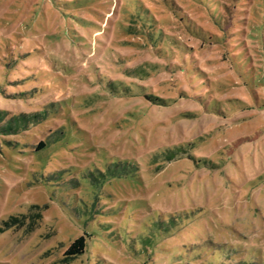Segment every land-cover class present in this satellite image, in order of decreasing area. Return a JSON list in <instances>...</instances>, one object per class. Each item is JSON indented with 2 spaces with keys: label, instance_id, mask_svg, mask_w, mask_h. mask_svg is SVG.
<instances>
[{
  "label": "rangeland",
  "instance_id": "obj_1",
  "mask_svg": "<svg viewBox=\"0 0 264 264\" xmlns=\"http://www.w3.org/2000/svg\"><path fill=\"white\" fill-rule=\"evenodd\" d=\"M165 1L0 0V264H264V0Z\"/></svg>",
  "mask_w": 264,
  "mask_h": 264
},
{
  "label": "trees",
  "instance_id": "obj_2",
  "mask_svg": "<svg viewBox=\"0 0 264 264\" xmlns=\"http://www.w3.org/2000/svg\"><path fill=\"white\" fill-rule=\"evenodd\" d=\"M164 2L166 3V1L164 0ZM124 92V91H123ZM125 93H127L125 91ZM145 95V98L150 99V101H152L153 103L159 104L161 105V103H163V99H161L160 97H157L155 95ZM41 113H33V114H29V115H23L22 118V122L23 125H26L28 123V118L32 119L34 122L39 121V119H41ZM30 121V120H29ZM15 131V129L13 127L10 126V123L5 124L3 126L0 127V134H5L7 132H12ZM45 144L43 141H40L38 143V149L40 148H44ZM35 208V206H33ZM31 207V208H33ZM14 221L13 219L10 217L7 221L4 222L3 226L5 228H9L10 225H14L13 224ZM86 237L84 235H80L78 238H76L74 241H72V243L69 245V247L66 250V256L68 257H74V256H78V255H83L85 252V247H86Z\"/></svg>",
  "mask_w": 264,
  "mask_h": 264
}]
</instances>
